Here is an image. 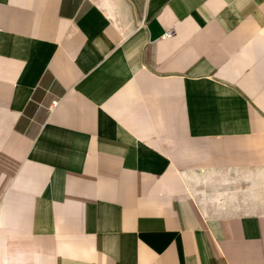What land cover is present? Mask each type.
Here are the masks:
<instances>
[{
	"label": "crops",
	"instance_id": "obj_1",
	"mask_svg": "<svg viewBox=\"0 0 264 264\" xmlns=\"http://www.w3.org/2000/svg\"><path fill=\"white\" fill-rule=\"evenodd\" d=\"M128 1L0 0V264H264V0Z\"/></svg>",
	"mask_w": 264,
	"mask_h": 264
},
{
	"label": "built area",
	"instance_id": "obj_2",
	"mask_svg": "<svg viewBox=\"0 0 264 264\" xmlns=\"http://www.w3.org/2000/svg\"><path fill=\"white\" fill-rule=\"evenodd\" d=\"M174 35V32L172 30L166 31L163 35L164 38H171ZM55 104V102H53Z\"/></svg>",
	"mask_w": 264,
	"mask_h": 264
},
{
	"label": "rangeland",
	"instance_id": "obj_3",
	"mask_svg": "<svg viewBox=\"0 0 264 264\" xmlns=\"http://www.w3.org/2000/svg\"><path fill=\"white\" fill-rule=\"evenodd\" d=\"M102 1V0H101ZM103 1H105V0H103ZM128 1V0H127ZM129 3H132V4H135V0H129L128 1Z\"/></svg>",
	"mask_w": 264,
	"mask_h": 264
}]
</instances>
